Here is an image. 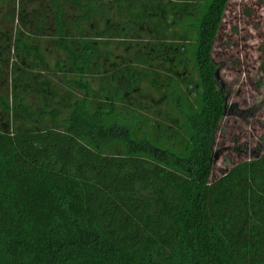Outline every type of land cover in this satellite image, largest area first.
<instances>
[{
    "label": "trees",
    "instance_id": "16d2710c",
    "mask_svg": "<svg viewBox=\"0 0 264 264\" xmlns=\"http://www.w3.org/2000/svg\"><path fill=\"white\" fill-rule=\"evenodd\" d=\"M230 1L0 0V264H264V152L210 179Z\"/></svg>",
    "mask_w": 264,
    "mask_h": 264
},
{
    "label": "rangeland",
    "instance_id": "374dc122",
    "mask_svg": "<svg viewBox=\"0 0 264 264\" xmlns=\"http://www.w3.org/2000/svg\"><path fill=\"white\" fill-rule=\"evenodd\" d=\"M214 55L227 108L214 134L211 180L264 152V0L228 3Z\"/></svg>",
    "mask_w": 264,
    "mask_h": 264
}]
</instances>
